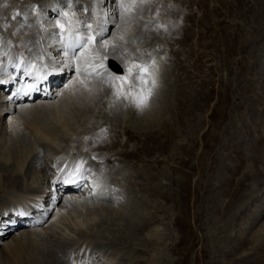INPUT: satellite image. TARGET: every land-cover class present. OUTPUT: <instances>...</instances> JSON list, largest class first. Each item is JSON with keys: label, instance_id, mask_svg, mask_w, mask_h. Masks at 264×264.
<instances>
[{"label": "rangeland", "instance_id": "obj_1", "mask_svg": "<svg viewBox=\"0 0 264 264\" xmlns=\"http://www.w3.org/2000/svg\"><path fill=\"white\" fill-rule=\"evenodd\" d=\"M83 1L86 4L83 3ZM83 1L2 0V3L9 5L8 9H6V5L0 3V11L1 9H4L2 12H6H4V14L0 12V37H2L0 38V81H3L5 78V72L9 75L11 74V77L13 78L10 86H1L2 83H0V95H3V97L7 96L5 97L7 101L11 100V102L17 104L16 106L18 107L31 105V101H28L27 99L21 100L23 96L19 98L20 100H17L19 96H14L12 94L13 92H17L19 89L18 83L26 75H23L22 71L18 72V66L16 70L11 68L12 66H15L14 63L18 59L23 57H21V55L24 50L27 53L26 55L24 52V55H26L24 58L31 57V59H28L29 61L31 60V63L25 65L29 66L30 70L28 69V71H31L34 68H47V66L52 63L54 67H56V64H58L59 61H46L47 58H44L43 55L44 48L48 46L53 35L60 38L61 35L64 34H62L60 28L57 27L58 21L64 26V32L71 28V34L73 35L74 33L81 34L80 30H84V34L87 33L88 25L92 24L90 21L91 18H93L92 14L95 11V8L96 10L100 8L99 6L97 7L96 5H93V1L97 0ZM179 1H182L184 5H181ZM179 1L145 0V2L141 3V0H130V2L129 0H125L128 4L134 3L137 5L127 11V14L122 12L120 6L117 8V12H121L120 14L122 17L127 18V20H130V24L135 25V30L134 33L131 34L130 41L133 42L131 45L132 48L144 49L147 47L150 48L151 46L153 51L151 54H157L159 56L158 58L161 60H159V63L162 69L160 76L162 77L157 76L160 77L157 78L158 87L155 89V94L151 98L150 103L155 101L158 105L153 106V108L156 109L159 107L164 110L167 108L170 109V107L172 108L170 110L167 109L165 113L156 116L157 118L152 116H141L137 117V120L135 116L133 117V115L128 112H126L127 114L120 112V116L116 111L112 112L110 110V108L113 107L112 99L111 101L108 100L109 102H112V104H108V101L107 104L106 101L99 102L98 93H101L102 89L98 86L97 78L93 79V81L91 80L95 84L93 88H90V97L88 98L86 96V91L83 89H75L74 101H72L67 107L68 117L72 119H70V124L74 129L73 132H75L76 135H82L81 139H79V143H81L80 147L85 153L83 152L81 155L74 153L76 152V147L72 152H66L67 149H65L62 154L58 152L55 153V151L53 153L40 149L41 153L33 163L32 156L26 154V161H24V166L22 168V173L24 174L26 172V177H24L25 181H22L23 183L21 182V186H17L20 188L19 190H14L13 188L9 190L11 193H16L18 196L15 195L17 197L14 198L12 197L13 194L8 193L10 196L4 195L3 197H0V219H3V222L8 224L11 222L9 219L12 218L10 216L7 218L5 215L1 214V212H3L2 209H6L7 207L8 210L6 209V212L10 214L9 205L14 207L15 202L21 203V200L19 199L29 193L27 192L28 189L34 190V193H31L32 195L29 196L31 199H35L36 196L42 195L41 186L43 179L48 181V192L45 196L42 195L44 197L43 201L45 200V204L48 205V202L50 203L49 197L54 195V191L58 192L60 190L59 182L62 180L61 176L63 178L66 173L74 170V164L76 160L79 159L77 157H81L80 159H84L85 157L83 169L85 167L86 178L81 179V182L94 181V177L98 178V172L102 171L103 174L105 173V179L103 180L104 184L107 185L108 194L114 196L115 191L120 192L117 195L118 199L116 200V203L114 201L113 204H110L109 200L105 201L107 205L110 204L109 206H111L108 207L105 212L100 211L98 206L100 201L94 196H87L85 193L79 195L76 191L66 193L61 192V199L55 201L53 205L48 207L49 214L44 218V222L33 227H28L35 228L38 226L39 228L42 226H48L50 231L52 230L51 233L49 231L43 232V236L37 239L36 246L33 247L34 250L32 251L31 256H33L34 260H37L38 263L42 260L43 256L49 252L54 253V261L51 259L48 264H102L104 260V264H113V262L110 263L111 257L115 254H121L125 249L127 250V248L130 250L133 249L132 252L136 253L133 255L138 257L137 260L140 261H136V258L131 260H128L129 258H123L122 260L126 259V264H198V262L200 264H232L240 256L242 258L243 256H253V250H251L253 244L249 233L252 232L254 224L252 225L251 223L249 227H245V221L248 220L246 219L248 217H245V219L242 220V223L244 224H241V227L238 225L239 227L236 228L241 231L240 236H238L239 233H236L235 235L233 231L231 232L234 240L232 241V244H230L229 241H226L228 240L227 238L225 241L229 244L226 242L219 243L215 236L218 233L216 232V227L217 225H220V216L222 217L225 215L221 210L229 200L228 193H225L226 189L228 188V190H231L233 189L231 187L235 186V188H240V192H243L246 188L244 186L245 183H247L248 188L251 189L252 187L255 191L264 187V173H260L259 179L256 178V181H254V179L252 181V179L248 180L246 178V175L249 174L246 173L248 165L252 164L248 169L249 172H252L251 174H257L255 170L259 166L258 164L253 166V162L249 163L246 161L248 158L244 154L246 153L245 144L247 141L253 140V143L255 141H257V143L260 142L258 136L263 129L259 128V126L264 127V119L262 118L264 116V75L261 77L263 74L261 69L264 68V30L262 31V29H264V20H260L262 19V16H260L261 6L258 7L259 4L257 3V0H190L191 6L185 5V0ZM89 3L92 5H89ZM22 4L23 6H29L30 9L27 8L25 15L20 14V10L25 8ZM70 4L74 8L71 7ZM14 6L15 8H13ZM16 8H18L17 12L14 13ZM48 8L52 11H48ZM53 8H56L55 11ZM103 10L105 9L103 8ZM7 13H11L8 19L5 17ZM184 16H188L189 18H185ZM43 18L45 19L42 20ZM74 23L75 25H73ZM76 23H78V26ZM182 23L183 25H181ZM13 26L19 27L17 32L21 34V38L18 37V44L21 47V53L16 50L18 47L16 43H14V38L10 35V29ZM94 29L95 28L92 27V30ZM166 29H170L171 32L165 34L159 33V31L162 32ZM184 31L185 33L190 32L191 34L186 38L184 36ZM256 31L259 33L261 32L257 40H255L257 37ZM154 32L158 33L159 40H152ZM25 33L26 35H24ZM253 33H255L256 36ZM37 35L39 36V39ZM73 35L71 36V39L75 38ZM46 39L48 40L47 42H45ZM154 42L161 44L162 47L158 49L153 48ZM97 46V44L94 46V50L96 51H98ZM12 47H14L15 50H13L14 48L12 49ZM39 49L40 51H37ZM189 50H193L190 55L187 54ZM57 51L58 50H54L52 52L58 54L59 51ZM173 51L180 52L178 58L179 61L181 60L180 63L187 67L186 70H189L188 72L191 73L189 74L190 80L187 79L188 87L185 83L186 74H183L182 70L179 71V69H177V61L173 55ZM81 52V49H76L74 53L75 56L80 58L77 61L81 62V64L91 63L89 64L91 66L95 61H98V59H92L91 54L87 52H85L83 56L79 55ZM10 54L12 56H10ZM32 57H34V60L36 59L35 61L37 64L41 65L33 67L35 64L32 63ZM85 57L87 59L83 60ZM256 70H258L260 75L258 73L254 75ZM73 72L74 71L70 74ZM17 73L19 76H17ZM181 77H184V79ZM180 79L181 81L178 82ZM188 80L191 81V86L188 85ZM26 81L27 84L30 83V80L27 78H25L23 82L25 83ZM207 81H209V84ZM181 83L185 84L183 85L184 87H180V85H182ZM205 84H208V86L205 87ZM177 86L184 91V98L178 94ZM13 87L16 88V91H13ZM243 87L246 88L244 89ZM40 89H42V86ZM194 91H197L198 94ZM44 92L46 93V91H39L40 94L34 99V103L40 99L45 101L50 100L45 98L46 94ZM91 93H94V95ZM188 93L189 95L193 93L194 96H192L194 99L196 97V100L193 102L188 101V103H186L185 101L187 100H185L184 105L192 107L188 109V112L189 110L191 113L193 112L192 114L197 117L194 116L193 122H198L197 124L201 128L200 132L195 136L194 144L189 149H187V147L191 145L189 144L191 139L187 138L188 134L181 128V125L186 124L188 121L187 119H184L187 114L184 113L175 120V117L177 116L176 114L179 112V102L181 99H186L185 97H187ZM8 96L11 97L8 98ZM15 97L17 98L15 99ZM14 100H16V102ZM199 101L200 104H198ZM21 103L24 104L22 105ZM122 104L124 109L130 110L131 105L128 104L127 101H123ZM201 104L202 106H200ZM104 112L109 113V116L111 115V118L113 119L106 121ZM49 114L47 118L50 117ZM254 114H256L255 117L253 116ZM121 117L123 123L120 124V128L123 129L126 127L129 129L128 127L130 126L132 132L140 133L148 131L146 137H141L143 139H140V137L137 139V137H135V139L129 140L122 133H119V135L116 136V140L123 144L124 142H127V145H118L115 152L114 149H108L105 150V152H102L98 147L93 146L88 142L89 139L94 138H101L110 141L111 137L114 135H105L107 130L104 128V124H106L108 128H111V124L117 125L116 121L119 120L117 118ZM6 118L3 117V122L6 121ZM45 118H40V121L43 119V121L39 123L40 127L44 125L42 128L46 127V123H48V125L50 124ZM26 120L29 121L31 118H27ZM89 122L93 125V128L91 129L92 131L88 130L85 133L83 131L85 128L84 126H87ZM27 125L28 124L26 123L23 128V130H25L24 132L28 135L33 134ZM161 125H163V129L159 128ZM3 126L6 128V131L4 132L3 129L0 130V151L7 155V151L8 154L12 151L9 150L11 148L9 140L10 135L14 137L19 131L15 129L12 134L8 131L9 128L7 124H4ZM242 126L246 127L245 129L247 130ZM156 132L159 133V135H156ZM149 135L152 136V139H149ZM33 137L35 139V136ZM38 137L36 136V138ZM13 145L17 146L19 144L14 143ZM34 148L35 151H37L36 145L33 146V149ZM117 151H123L126 154L123 155L124 157L122 155H115ZM100 155L111 158L108 161H97L96 159L100 158ZM58 162L60 164H58ZM66 162H68V164H66ZM62 169L63 171H61ZM118 169H122V172H124L129 179L122 181L120 177H116L115 175H118L116 173ZM9 170H11V168H9ZM159 171L164 175L160 173L159 177L156 173H159ZM40 174L43 176H40L41 180H31L32 177H37ZM48 176L49 178H47ZM113 177L119 180V182L116 183L117 187L113 181L112 184L108 182L109 179H113ZM243 177H245V179ZM50 180L52 182H50ZM237 181L240 182L238 183ZM28 184L31 187H28ZM237 184H239L238 187H236ZM260 184L263 186L261 187ZM33 186L36 187L37 190ZM44 186L46 187V185ZM115 187L122 188L116 190ZM160 192L162 194L164 192L163 196H161L162 194L160 195ZM215 192L219 193L217 198L215 197ZM70 196H77L81 203L78 202L73 205L67 203L66 201ZM65 198L66 201H64ZM256 201L257 200H255V202ZM258 203L261 202H257L254 206L258 207ZM119 204L122 205L119 207H126L129 214L121 216V213H116L115 208H117V205ZM105 208L107 207L105 206ZM257 210V208L256 210L253 208L251 212ZM54 214L56 215L54 219L55 221L52 219ZM103 217L105 220H109V223L114 226L108 225V227L103 226L99 228V221L102 220ZM263 218L264 216L260 220L261 223L259 221L255 228L259 226L257 232L260 231L259 234L264 237V223L262 224V221H264ZM127 219L134 224H139L143 220L146 223L141 228L140 233L134 237L128 236L126 238L128 244L126 248V244L124 245L123 242L119 243L116 238H122L129 234L125 227V221ZM243 226L245 228H243ZM23 228L25 227L14 229L4 236L0 235V252H2L7 244L13 242L11 236L18 234V230ZM5 229L6 227L3 228L2 226L0 232L5 231ZM228 229L226 228L224 230L228 231ZM224 230L223 232L220 231L221 236L222 233L223 235L225 234ZM111 232H115L114 234L118 236L113 237ZM131 232L132 230H130V233ZM235 237L236 239H234ZM143 238L149 239L147 240L149 243L148 246H141L143 244L139 241L137 242V239ZM245 240L247 242H244ZM211 242L215 244H212ZM139 245L142 248L139 247ZM144 247H146L147 250L143 249ZM217 248L220 250H217ZM229 249L230 252H228ZM213 256L220 261L216 263ZM161 259L162 263L160 262ZM130 261L132 263H130Z\"/></svg>", "mask_w": 264, "mask_h": 264}, {"label": "bare ground", "instance_id": "obj_2", "mask_svg": "<svg viewBox=\"0 0 264 264\" xmlns=\"http://www.w3.org/2000/svg\"><path fill=\"white\" fill-rule=\"evenodd\" d=\"M77 1V0H76ZM78 1H83V0H78ZM179 1V0H178ZM6 2V1H5ZM16 2V1H15ZM69 2H71V0H69ZM93 5H96L97 7L99 6L100 9L96 10L95 8V11L93 12V18H91V21L92 22V27H94L95 31H99V29L101 27L107 29V31L105 32V36L107 37V39L109 41H111L112 43H114L115 45H117V48L116 50H113L111 47H109L108 49H105L101 46V44L99 43V38H98V43H97V48H98V52L101 54V55H106L107 56V60L104 62L105 64V67L104 68H100L98 67L97 65H99L100 61L98 59V61H95L94 64H92L91 66L89 64L91 63H82L81 62H76V61H70V58L74 55L75 53V50L78 49L75 47V40H76V37L78 35H83L84 34V30H80L81 34H76L74 33L73 37L75 36L74 39H71V36L69 37V32L66 31L64 32V37H65V41H61V39L59 37H57L56 35L54 36L53 35V38H51L52 40L48 43V46L46 48H44V51H43V55H44V58H47L46 61H51V62H54V61H59L58 64H56V67H54L53 63L48 65L47 66V69H48V72L51 73V76L49 78H47L46 80H40L39 83H37V91H34V92H30L29 95H24L23 93H21L19 95L18 98H21V96H23L21 98V100L23 99H27L28 101H31V105H25L24 107V103L22 104L23 106H16L17 104H14L11 102V100H8L5 99V97H3V95H0V130L3 129L4 132L6 131V128L3 126L4 124H7L8 128H9V132H11L13 134V131L16 129L18 130L19 132H17L16 136H12L10 135V145H11V148L9 150H12L9 154H8V151H7V155L3 154L1 151H0V197H3L4 195H9L8 193H11L9 190L11 188H13L14 190H19L20 188H18L17 186H21V182L22 181H25L24 180V177H26V170L23 171L25 172L24 174L22 173V168L24 166V161L25 160V157L27 156L26 154H29L32 156V163L34 161H36V159L38 158V156L40 155L41 153V150H44V151H48V152H53L55 151V153H64L65 149L66 152H69L72 150H74V148L76 147V154H82L84 151L83 149L80 147L81 146V143H79V139H81V136L82 135H76L75 132H73V128L71 126V122H70V119L68 117V114H67V107L68 105L74 101V95H75V89H83L84 91H86V96L89 98L90 97V88H93L94 87V84L92 81L93 79H98V86L102 89L101 93H98V100L99 102L100 101H106V104H107V101L111 99L113 100V107L110 108V110L113 112V111H116L118 113V115H120L119 113L120 112H124V114L126 112H128L129 114L133 115V117L135 116V118L137 117H141V116H152V117H156V116H159L161 113H165V111L167 109H162V108H153V106H157L158 104L155 103V101H152V105L151 103H149V106L144 109L143 111H141L140 109H137V108H134V106H131L130 110L128 109H124L123 108V99H121L119 102H115V97L113 96V89L110 87V85L106 82V76L107 74L110 72L111 74L115 75V74H118V73H123L124 72V67H125V64L126 63H131L132 61H135L137 60V58H139L140 60H143V61H146L148 64L150 65H154L155 66V72H156V78H160L162 76H160L161 74V65L159 63V56L157 54H151L153 51H152V47L150 46V48H137V49H134L132 48V44L133 42H130L131 41V34L134 33V30H135V25H132L129 23L130 20H127V18H124L122 17V15L120 14L121 12H117V8L118 6H120V3H119V0H97V1H93ZM125 2V0H124ZM128 2V1H127ZM125 2V3H127ZM130 2V0H129ZM185 5H189L191 6V1L190 0H185ZM235 2V1H234ZM0 3L3 5H6V9H8V5L9 4H6V3H2V0H0ZM73 3V2H72ZM71 3V4H72ZM83 3H85L83 1ZM81 3V4H83ZM179 3H181V5L183 4L182 1ZM240 3V2H239ZM242 3V2H241ZM257 3L259 4V6H261L260 8V16H262V19L260 20H264V0H257ZM28 4V3H27ZM70 4V5H71ZM75 4V3H73ZM79 4V3H78ZM86 4V3H85ZM84 4V5H85ZM128 4V3H127ZM130 4V3H129ZM1 5V6H2ZM89 5H92L89 3ZM184 5V4H183ZM11 6V4H10ZM23 6V4H22ZM25 6V5H24ZM23 6V7H24ZM69 6V5H68ZM86 6V5H85ZM232 6V5H231ZM240 6V5H239ZM244 6V4H243ZM251 6V5H250ZM17 7V6H16ZM21 7V8H23ZM70 7V6H69ZM71 7H73L71 5ZM249 7V6H247ZM15 8V6L13 7ZM27 8L29 9V6H25V8H23L22 10H20V14L22 15H25V12H27ZM74 8V7H73ZM103 8L105 10H103ZM186 8V7H185ZM189 8V7H188ZM230 8V7H229ZM236 8V7H235ZM17 9L16 8L14 10V13L17 12ZM56 8H53V10L55 11ZM243 9V7H242ZM254 9V8H253ZM252 9V10H253ZM4 10V9H3ZM1 9V13L4 14V12ZM13 10V9H12ZM30 10V9H29ZM48 11L49 8L47 9ZM250 10V9H249ZM8 11V10H7ZM52 11V10H51ZM50 11V12H51ZM98 11V12H97ZM188 11V10H187ZM254 11V10H253ZM12 12V11H11ZM186 12V11H185ZM6 13V12H5ZM126 13V12H125ZM188 13V12H187ZM185 13V14H187ZM127 14V13H126ZM11 15V13H7V15H5V17L8 19V17ZM40 15V14H39ZM259 15V14H258ZM44 16V15H43ZM191 16H192V13H191ZM244 16V15H243ZM39 17V16H38ZM41 17V16H40ZM181 17V16H180ZM185 17V16H184ZM188 17V16H186ZM185 17V18H186ZM248 17V16H247ZM246 17V18H247ZM189 18V17H188ZM45 18H43L42 20H44ZM193 19V18H192ZM2 20V19H1ZM5 20V18H4ZM128 21V22H127ZM6 22V21H5ZM9 22V21H8ZM20 22V21H19ZM57 22V21H56ZM264 22V21H263ZM10 23V22H9ZM184 23V22H183ZM183 23L181 25H183ZM6 24V23H5ZM71 25V24H70ZM69 25V26H70ZM75 25V23L73 24ZM76 25L78 26V23H76ZM96 25V26H95ZM263 25V23H262ZM12 26V24H11ZM76 26V27H77ZM185 26V25H184ZM192 26V25H191ZM264 26V25H263ZM262 26V27H263ZM75 27V26H74ZM113 27V29H112ZM187 27V25H186ZM232 27V26H231ZM264 28V27H263ZM19 27L18 26H13L11 29H10V35L11 37L14 38V43H16L18 49L16 48V50H18L20 53H21V47L19 46V39L18 37L21 36L20 33H18ZM87 32L90 31V29L87 28ZM239 30V29H238ZM256 30V29H255ZM254 30V31H255ZM264 29H262L263 31ZM189 31V30H188ZM235 31V30H234ZM253 31V32H254ZM56 32V31H55ZM171 30L170 29H166L165 31H162L159 33H170ZM264 32V31H263ZM262 32V33H263ZM27 33V32H26ZM26 33L24 35H26ZM53 33V32H52ZM256 39H258V36L259 33L258 31H256ZM158 33L154 32V34L152 35V40H156L158 39ZM191 33L190 32H186L184 31V36L187 38ZM255 35V33H253ZM23 35V36H24ZM255 35V36H256ZM38 36V35H37ZM36 36V38H37ZM50 36V35H49ZM183 36V34H182ZM35 37V36H34ZM47 37V36H45ZM120 37H123V39H120ZM2 38V37H0ZM12 38V39H13ZM21 38V37H20ZM27 38V37H26ZM35 38V39H36ZM41 38V36H40ZM24 39V38H23ZM28 39V38H27ZM32 39V38H31ZM38 39H39V36H38ZM36 39V40H38ZM35 40V41H36ZM50 40V39H49ZM159 40V39H158ZM262 40V39H261ZM26 41V40H25ZM34 41V42H35ZM45 41V40H44ZM42 41V42H44ZM48 40L46 39L45 42H47ZM250 41V39H249ZM12 42V41H11ZM182 42V41H181ZM248 42V41H246ZM5 43V42H4ZM31 43V42H30ZM186 43V42H185ZM28 44V42H27ZM26 44V45H27ZM41 44V43H40ZM43 44V43H42ZM37 45V44H36ZM45 45V44H44ZM33 46V45H32ZM16 47V46H15ZM162 45L157 43V42H154L153 43V48L155 49H158V48H161ZM14 47H12L13 49ZM32 48H35V47H32ZM40 48V46H39ZM54 50H58V54H54L52 51ZM228 48V47H227ZM10 49V48H9ZM29 49V48H28ZM27 49V50H28ZM3 50V49H2ZM15 50V48L13 49ZM43 50V49H41ZM23 51V50H22ZM37 51H40L37 50ZM233 51V50H232ZM24 52L25 50L23 51V54L21 55L22 58L18 59L14 64H15V68L14 70H16L17 68V65L19 63V68L22 67L23 69V73L26 74L24 79L27 78L28 80L32 81L30 83L27 84V81L24 83V79L22 81L19 82L20 84V88H26L27 85H30V84H33V83H36V77L37 76H43L45 75V73L43 71H39L37 72V68H34L33 70L31 71H28L29 69V66H25L27 63H31V60L29 61L28 59H31V57L29 58H24V56L27 55V53L25 52L26 55H24ZM32 52V51H31ZM30 52V53H31ZM193 50H189L187 52V54H192ZM65 53H67V55H65ZM263 54V53H262ZM6 55V54H5ZM8 55V54H7ZM79 55H81V53H79ZM173 55L174 57L176 58V61H177V69L182 70L183 74H186V86H187V79L190 80V76L189 73L186 69L187 67L183 66L182 63H180L179 61V56H180V52L179 51H173ZM10 56H12L10 54ZM15 56V55H14ZM19 56V55H18ZM32 56V55H31ZM255 56V55H254ZM3 57V56H2ZM39 57V56H38ZM261 57V56H260ZM264 57V55H263ZM34 57H32L33 59ZM43 58V57H42ZM87 58H83V60H86ZM36 60V59H35ZM33 59L32 63L35 64V67L36 66H39L41 64H37L36 61ZM40 60H41V57H40ZM21 61V62H20ZM161 61V60H160ZM11 62V61H10ZM45 62V61H44ZM138 62V61H137ZM42 63V62H41ZM47 63V62H45ZM115 63V64H114ZM13 64V65H14ZM8 65V64H7ZM89 65V66H87ZM117 65V66H116ZM79 66V68L81 69V72L80 74H77V67ZM191 66V65H190ZM193 66V65H192ZM197 66V65H196ZM194 66V67H196ZM189 68V67H188ZM39 69V68H38ZM53 69H55V71H53ZM3 70V68H2ZM27 70V71H26ZM30 70V69H29ZM263 74L261 75V77L264 75V68L261 69ZM72 71H74L72 74H70ZM230 71V70H229ZM243 71V70H242ZM31 73V75H28L27 73ZM191 72V71H190ZM195 72V71H194ZM261 72V73H262ZM85 73H92V75H86ZM231 73V72H229ZM258 73V70H256V73L254 75H256ZM182 74V75H183ZM232 74V73H231ZM259 74V73H258ZM252 75V74H250ZM260 75V74H259ZM9 76V77H8ZM157 76H160V77H157ZM207 77V76H205ZM184 79V77H181ZM57 79V81H56ZM202 79V78H201ZM206 79V78H205ZM239 79V78H238ZM12 77H11V74H7L5 72V78L3 79V85H8L11 83L12 81ZM92 80V81H91ZM188 80V81H189ZM193 80V79H192ZM181 79L178 81L180 82ZM23 82V83H22ZM204 82L206 83V81L204 80ZM208 84H209V81H207ZM22 83V84H21ZM195 83V81H194ZM226 83V82H225ZM48 84V87L46 86ZM182 84V83H181ZM191 84V81H189L188 85ZM208 84L206 85L205 84V87L208 86ZM231 84V83H230ZM246 84V83H244ZM183 85H185L184 83L182 85H180V87H182ZM212 85V84H210ZM209 85V86H210ZM248 85V83H247ZM246 85V87H247ZM252 85V84H251ZM255 85V83H254ZM40 86H43L45 88V90L47 89L46 91V96L45 98H48L50 100H42L40 99L39 101L35 102L34 103V99L37 97V94H39V91H40ZM191 86V85H190ZM228 86V85H227ZM244 86V85H243ZM261 86V85H260ZM179 86H177V91L179 92L178 94L181 95V97L184 98V91H182V89L180 88ZM184 87V86H183ZM188 87V86H187ZM246 87H243L244 89ZM209 88V87H208ZM15 89V90H14ZM184 89V88H183ZM201 89V88H200ZM207 89V88H206ZM240 89V88H239ZM248 89V88H247ZM229 90V89H228ZM227 90V91H228ZM235 90V89H234ZM249 90V89H248ZM13 91H16V88H13ZM226 91V92H227ZM94 92V91H93ZM186 92V91H185ZM197 93V91H194ZM201 92V90H200ZM239 92V90H238ZM246 92V91H245ZM248 92V91H247ZM250 92V91H249ZM164 93V92H163ZM195 93V94H196ZM209 93V92H208ZM232 93V92H231ZM14 94V92L12 93ZM94 95V93H91ZM198 94V93H197ZM234 94V93H233ZM92 95V96H93ZM193 93L189 95V93L187 94V97H185L186 99L184 100H180L179 102V112H177V116L175 117V120L178 119L182 114H187V116H185L184 119H187V123L186 124H182L181 125V128L183 129V131H185L188 136L187 138H190L191 141L189 144H191L190 146L187 147V149H189L190 147H192V145L194 144V140H195V136H197L198 132H200V126L197 124V123H194L193 122V118H194V114H192L189 110L188 112V109L192 108L191 106L188 107L186 105H184V101L186 103L189 102H193L196 100V97L195 99L193 98ZM225 95V94H224ZM96 96V95H95ZM198 96V95H197ZM11 97V96H8V98ZM51 97V98H50ZM180 98V97H179ZM209 98V97H208ZM220 98V97H219ZM218 98V100H219ZM226 98V97H225ZM242 98V97H241ZM243 99V98H242ZM19 100V99H18ZM89 100V99H87ZM226 100V99H225ZM235 100V99H234ZM237 100V99H236ZM16 102V100H14ZM198 101V100H197ZM196 101V102H197ZM89 102V101H88ZM91 102V100H90ZM109 102V101H108ZM115 102V103H114ZM178 102V101H177ZM204 102V100H203ZM202 102V103H203ZM227 102V101H226ZM245 102V101H244ZM246 103V102H245ZM244 103V104H245ZM108 104H112V102H109ZM200 104V101L199 103ZM209 104V103H208ZM236 104V103H235ZM234 104V106H235ZM19 105V104H18ZM178 105V104H177ZM189 105V104H187ZM192 105V104H191ZM195 105V104H194ZM218 105V104H217ZM216 105V106H217ZM242 105V104H241ZM246 105V104H245ZM248 105V104H247ZM202 106V104L200 105ZM204 106V105H203ZM233 106V107H234ZM105 107V106H104ZM225 107V106H224ZM227 107V106H226ZM242 107V106H241ZM106 108V107H105ZM166 108V107H165ZM172 107H170L171 109ZM177 108V107H176ZM177 108V109H178ZM201 108V107H200ZM203 108V107H202ZM235 108V107H234ZM82 109V108H81ZM169 109V110H170ZM176 109V110H177ZM222 109V108H221ZM220 109V110H221ZM236 109V108H235ZM242 109V108H241ZM109 110V109H108ZM107 110V111H108ZM175 110V111H176ZM195 110V109H194ZM219 110V109H218ZM240 110V109H239ZM76 111V110H75ZM84 111V110H83ZM178 111V110H177ZM217 111V110H216ZM223 111V109H222ZM77 112V111H76ZM110 112V111H109ZM111 112V113H112ZM219 112V111H218ZM42 113V114H41ZM50 113V114H49ZM52 113V115H51ZM105 113V112H104ZM195 113V112H194ZM48 114H49V118L48 117ZM127 114V113H126ZM217 114V113H216ZM221 114V113H219ZM256 114H254L253 116L255 117ZM76 116V115H75ZM106 117V121H110V119H113L111 118V115L109 116V113H105L104 115ZM121 116V115H120ZM3 117L6 118V121L3 122ZM43 117L45 118L46 121H49V125L48 123L45 124V128H42L40 127L39 123H41L43 121V119H41L42 121H40V118ZM82 117V116H81ZM104 117V118H105ZM162 117V116H161ZM196 117V116H195ZM220 117V116H219ZM27 118H31V120L27 121L26 119ZM157 118V117H156ZM197 118V117H196ZM232 118V117H231ZM264 119V116L262 117ZM119 120H117V125L115 124H111V128H108V126H106V124H104V128L107 130L105 135L109 136V135H114L113 137H111L110 141H107V140H104V139H101V138H94V139H89L88 142H90L93 146H96L98 147V149H100L102 152H105V150H108V149H114V152L116 151V148L118 145H127V142H124L121 143L120 141L118 142L116 140V136L119 135V133H122L125 137H127L129 140H133L135 139V137H137V139H143L146 137V134L147 132H132V130H130V126L128 127L129 129H127L126 127L125 128H120L121 127V123H123L122 121V117L121 118H117ZM72 120V119H71ZM138 120V118H137ZM199 120V119H198ZM234 120V119H232ZM257 120V119H256ZM21 121H24V122H21ZM218 121V120H217ZM231 121V120H229ZM235 121V120H234ZM127 122V121H126ZM28 124L27 126L29 127L30 131L34 134H31V135H28L26 134L23 130L25 124ZM178 123V122H177ZM257 123V122H256ZM43 124V123H42ZM217 124V123H216ZM239 124V123H238ZM95 125V124H94ZM160 125V124H159ZM164 125V124H163ZM163 125H161L159 128L163 129L164 127H162ZM218 125V124H217ZM243 125V124H242ZM84 126V125H83ZM165 126V125H164ZM85 127V128H84ZM83 128V131L86 133L88 130H91L93 128V125L90 124V122L88 123V125L84 126ZM180 127V126H179ZM243 127V126H242ZM118 128V129H117ZM178 128V127H177ZM244 129L246 127H243ZM259 128L263 129L262 132H260V135L258 136L259 138V143H257V141H255L253 143V140H250V141H247L246 144H245V150H246V153H244L248 160L249 163L250 162H253V166L255 164H258V168L255 170L257 174H251L252 172L250 171L249 172V166L251 167V165H248L247 166V174L246 175L247 179L248 180H251L253 181H256L258 178L259 179V175L260 173H264V127L262 126H259ZM104 129V130H105ZM143 129V128H142ZM12 130V131H10ZM247 130V129H245ZM7 131V132H8ZM92 131V130H91ZM249 131V130H248ZM82 132V131H81ZM94 132V131H93ZM209 132V131H208ZM236 132V131H235ZM179 133H180V130H179ZM205 133V132H204ZM152 134V133H151ZM150 134V135H151ZM178 134V133H177ZM200 134V133H199ZM149 135V136H150ZM156 135H159V133L156 132ZM167 135V134H166ZM214 135V134H213ZM232 135V134H231ZM35 136V139L34 137ZM36 136L38 138H36ZM202 136V135H201ZM143 137V138H141ZM163 137V136H162ZM211 137V136H210ZM148 138V136H147ZM149 139H152V136H150ZM228 139V138H227ZM148 140V139H147ZM138 141V140H137ZM144 141V140H143ZM251 142V144H250ZM14 143H17L19 145L17 146H14L13 144ZM145 143V142H144ZM204 143V142H203ZM75 144V145H74ZM36 145V148H37V151H35V148L33 149V146ZM144 145V144H143ZM89 146V145H88ZM163 146V145H162ZM165 146V145H164ZM78 148H81V149H78ZM122 148V147H120ZM41 149V150H40ZM98 151V150H96ZM190 151V150H189ZM113 152V153H114ZM85 153V152H84ZM44 154V153H43ZM52 154V153H51ZM109 154V153H108ZM126 154L125 152L123 151H117L115 153V155H124ZM84 155V154H83ZM103 155V153H102ZM102 155H100V158H97L96 160L98 161H108L110 160L111 157H103ZM45 156V155H44ZM51 156V155H50ZM71 156V155H70ZM99 156V155H98ZM114 156V154H113ZM112 156V157H113ZM134 156V155H133ZM124 157V156H123ZM245 157V156H244ZM24 158V159H23ZM42 158V157H41ZM62 158V157H60ZM79 159H75L76 162L74 164V168L76 167V165H79V164H83L84 163V160H85V157L84 159H80L81 157H77ZM246 158V159H247ZM68 159V158H67ZM95 159V158H94ZM31 161V160H30ZM53 161V160H52ZM72 161V160H70ZM60 162V161H59ZM62 163V162H60ZM241 162V161H240ZM73 163V162H72ZM28 164V163H27ZM36 164V163H35ZM66 164H68V162H66ZM65 164V165H66ZM70 164V162H69ZM203 164V163H202ZM31 165V164H30ZM243 165V163H242ZM67 166V165H66ZM69 166V165H68ZM84 166V165H83ZM243 167V166H242ZM246 167V166H245ZM9 168H11V170H9ZM30 168V167H29ZM66 168V167H65ZM73 168V169H74ZM255 168V167H254ZM85 169V167H84ZM83 169V170H84ZM71 170V169H70ZM161 170V169H160ZM28 171V170H27ZM235 171V170H234ZM254 171V172H255ZM60 173V171H59ZM58 173V174H59ZM116 173L118 175H115L116 177H120V179L122 181H126V179H129L127 178V175L122 172V169H118V171H116ZM157 175L159 176V174L161 173V171L156 172ZM29 174V173H28ZM162 174V173H161ZM166 174V173H165ZM64 175V173H63ZM164 175V174H162ZM169 175V174H168ZM30 176V175H29ZM40 175H38L37 177H32V181H35L37 179L41 180L40 179ZM43 177V176H41ZM94 177V176H93ZM105 177V173L103 174V172H98V178L97 177H94V181L91 182V185L89 187L88 190H86L85 192V195H89V196H94L98 201H100L98 203V206H99V209L101 212H105L107 211L108 207H111L109 206L111 203L113 204L114 201L115 203L117 202L116 200L118 199V194L120 192H116L114 193V196L111 194L109 195L108 194V190H107V185L104 184V178ZM107 177V176H106ZM160 177V176H159ZM49 178V176L47 177ZM108 178V177H107ZM112 178V177H111ZM152 178V177H151ZM242 178V177H241ZM245 179V177H243ZM43 179V178H42ZM52 179V178H50ZM61 179H62V176H61ZM53 180V179H52ZM91 180V179H90ZM262 180V179H260ZM112 181L113 183H115L116 187H117V182H119V180H117L115 177H113V179H109L108 182H110V184H112ZM232 181V180H231ZM241 181V179H240ZM239 181V182H240ZM31 182V181H30ZM50 182H52L50 180ZM90 182V181H89ZM238 182V181H237ZM236 182V183H237ZM238 182V183H239ZM23 183V182H22ZM32 183V182H31ZM36 183V182H34ZM33 183V184H34ZM47 183L48 181L44 180L43 179V182H42V195L45 196L48 192L47 190ZM232 183V182H231ZM129 184V183H128ZM127 184V185H128ZM242 184V183H240ZM264 184V183H263ZM32 185V184H30ZM46 185V187L44 186ZM229 185V184H228ZM227 185V186H228ZM239 184H237L236 187H238ZM257 185V184H256ZM256 185H253V186H256ZM23 186V185H22ZM28 187H31L29 186V184L27 185ZM35 186V185H34ZM33 186V187H34ZM44 186V187H43ZM58 186V185H57ZM59 186H60V190L58 192H53L54 195L50 196L49 198V201L50 203L48 202V205L45 204L46 201L44 202L43 201V196L42 195H38L36 196V198L34 199H31L29 198V196H31L32 194L31 193H34V190L33 189H28L27 192H29L25 197L23 196L21 199V203L18 202L16 203L15 202V205L14 207L9 205V211H10V214H8L6 212V209L3 208L1 212V214L5 215L7 218L10 216L12 219H9L10 224L8 223H3V228L6 227L5 231L3 232H0V235L4 236L6 235L8 232L14 230V229H18L19 227H25L23 229H19L17 232L18 234L16 235H12L11 237V240L13 241L12 243L10 244H7V246L4 247V249L2 250V252H0V264H48L49 263V260L53 259L54 257V253H46L42 260L38 263L37 260H34L33 256H31V253L32 251L34 250V246H36V243H37V239L38 238H41V236H43V232L45 231H50V228L48 226H42V227H35V228H28V227H33L35 225H38L39 223H42L44 222V218L47 217V215L49 214V211H48V207L53 205L55 201L57 200H60L61 199V195L60 193L61 192H71V191H76L74 189V187L70 186L69 184H64L62 183V180L59 182ZM112 186V185H111ZM244 186L246 187L245 188V191L243 192H240V188H235V186H232L231 190H228V188L226 189L225 193L227 192L228 193V196H229V200H228V203L223 207V209L221 210L222 213H224L225 215H223L222 217L220 216V221H219V224L220 225H217L214 226L216 227V232H218L216 234V238L218 240V242H226V241H229L230 244H232V241L233 240V235H231V232L233 231L234 234L236 235V233H239L238 236H240L241 234V231L239 229H236L238 228L240 225V227L244 224L242 223V220L245 219V217H248L245 221V227H249V225L252 223L253 227H252V232H250V237L252 239V244H253V247L251 250H253V256L252 257H244L243 258L240 256L234 263L232 264H264V237L262 235L259 234V232H257L258 230V227L255 228L256 224L261 220V218L264 216V187H262V189H258L257 191L253 190L252 187L251 190L250 188H248L247 186V183L244 184ZM243 186V187H244ZM115 187V188H116ZM229 187V186H228ZM242 187V188H243ZM24 188V187H23ZM27 188V187H26ZM36 189V187H34ZM122 187H119V188H116V190H119L121 189ZM248 188V189H247ZM260 188V187H259ZM22 189V187H21ZM40 189V188H39ZM171 189V188H170ZM225 189V188H224ZM230 189V188H229ZM239 189V190H238ZM26 190V189H24ZM37 190V189H36ZM153 190V189H152ZM157 190V189H156ZM175 190V189H174ZM247 190V191H246ZM51 191V190H50ZM53 191V190H52ZM143 191V190H142ZM239 191V192H238ZM40 192V191H39ZM114 192V190H113ZM146 192V191H145ZM177 192V191H175ZM174 192V193H175ZM258 192H259V195H258ZM52 193V194H53ZM79 195H81L80 192H77ZM156 193V192H155ZM13 194L12 197L16 198L18 195L15 193H11ZM157 194V193H156ZM162 193L160 192V195ZM164 194V192H163ZM163 194L161 196H163ZM176 194V193H175ZM219 193L218 192H215V197L217 198V195ZM17 195V196H15ZM171 195V194H170ZM10 196V195H9ZM65 196V195H64ZM68 196V195H67ZM111 196V197H109ZM220 196V195H219ZM227 196V197H228ZM6 197V196H5ZM109 197V198H108ZM159 197V196H158ZM174 197V196H173ZM212 197V196H211ZM214 197V198H215ZM108 198V199H107ZM48 199V198H47ZM83 199V198H82ZM17 200V199H16ZM36 200V201H34ZM109 200L110 204L107 205V203H105V201ZM172 200V199H171ZM255 200H257L255 202ZM52 201V202H51ZM64 201H66V198L64 199ZM67 203L73 205L74 203H81L80 199L76 196V197H72L70 196L68 198V200L66 201ZM108 202V203H109ZM120 202V201H119ZM143 202V201H142ZM257 202H261V203H258V207L254 206L255 204H257ZM85 204V203H84ZM144 204V203H143ZM77 205V204H76ZM7 206V205H6ZM105 206L107 208H105ZM119 206H122L121 204L117 205V208H115V211L116 213H121V216L122 215H127L129 214L128 210L126 207H119ZM119 207V208H118ZM214 208H217V207H214ZM213 208V209H214ZM253 208L256 210V208L260 211H254V212H251L253 210ZM11 209V210H10ZM41 209V210H40ZM111 209V208H110ZM252 209V210H251ZM8 210V209H7ZM249 214V215H248ZM46 215V216H45ZM55 214L54 216L52 217V219L54 220L55 219ZM251 216V217H250ZM4 217V216H3ZM106 218V217H105ZM209 218V217H208ZM104 219V217H103ZM100 220L99 221V228L103 227V226H107L108 225L110 226H114L112 225L111 223H109V220ZM123 219V218H122ZM264 219V218H263ZM262 219V220H263ZM0 221H3V219H0ZM7 221V220H6ZM55 221V220H54ZM135 221V220H134ZM54 223V222H52ZM146 222H144V220L141 222V223H137V224H134L133 222H131L130 220H126L125 221V227H126V230H128V233L125 237H117L118 235L112 233V236L113 237H117L116 240L119 242V243H122L125 245V247L128 245L127 242H126V238L128 236H136L138 233H140L141 231V228L144 226ZM261 223V221H260ZM264 223V221H262V224ZM51 224V223H50ZM49 224V225H50ZM242 224V225H241ZM213 225H216V224H213ZM212 225V227H213ZM264 225V224H263ZM53 226H56V225H53ZM236 226V227H235ZM262 226V225H261ZM243 226V228H245ZM37 228V229H36ZM228 229V231H225L224 229ZM262 228V227H261ZM0 229H2V226H0ZM215 229V228H213ZM248 229V228H247ZM119 230V229H117ZM130 230H132V232L130 233ZM211 230V229H210ZM219 230V231H218ZM223 230L225 231V234L223 235L222 233V236L220 235L221 232H223ZM239 232H237V231ZM242 230V229H241ZM249 230V229H248ZM221 231V232H220ZM245 231V230H244ZM210 233V232H209ZM119 234V232H118ZM243 234V233H242ZM208 235H211V234H208ZM48 236V235H46ZM51 236V235H50ZM123 236V235H122ZM238 236H237V239H238ZM186 237V236H185ZM3 238V237H2ZM206 238V237H205ZM226 238L228 240H226ZM129 239V238H128ZM127 239V240H128ZM212 239V238H211ZM236 239V237L234 238ZM130 240V239H129ZM149 239H146V238H143V239H137V242H141L143 245L141 246H148L149 243L148 241ZM199 240V239H198ZM208 240V239H207ZM216 240V239H215ZM213 240V241H215ZM226 240V241H225ZM178 242V241H177ZM217 242V243H218ZM244 242H247L246 240ZM67 243V242H66ZM65 243V244H66ZM117 243V242H115ZM205 243V242H204ZM212 243V242H211ZM227 243V242H226ZM227 243V244H229ZM234 243V242H233ZM68 244V243H67ZM139 244V243H138ZM152 244V242H151ZM183 244V243H182ZM212 244H215V243H212ZM222 244V243H221ZM139 245V247H141ZM153 245V244H152ZM180 245V244H179ZM210 245V244H209ZM205 246V245H204ZM203 246V248H204ZM218 246V245H216ZM221 246V245H220ZM227 246V245H226ZM176 247V245H175ZM206 247V246H205ZM210 247V246H209ZM219 247V246H218ZM85 248V247H83ZM127 248V247H126ZM142 248V247H141ZM149 248V247H147ZM178 248V247H177ZM214 248V247H213ZM143 249H146V247H144ZM133 250V249H132ZM132 250H130L129 248H127V250L125 249L121 254H115L114 256L111 257L110 259V263L113 262V264H126V259L122 260L123 258H129L128 260H131L133 258H136V261H140V260H137L138 257H135V255L133 254H136V253H133ZM137 250V249H136ZM134 250V251H136ZM147 250V249H146ZM176 250V249H175ZM180 250V249H179ZM209 250V249H208ZM216 250V249H215ZM217 250H220L217 248ZM223 250V248H222ZM210 251V250H209ZM225 251V250H224ZM232 251V250H231ZM237 251V250H236ZM97 252V251H96ZM207 252V251H206ZM219 252V251H217ZM228 252H230V249L228 250ZM233 252V251H232ZM142 253V252H141ZM221 253V252H219ZM226 253V251H225ZM234 253V252H233ZM79 254V253H77ZM76 254V255H77ZM223 254V253H222ZM236 254V253H235ZM212 255V254H211ZM214 255V254H213ZM217 255V254H216ZM215 255V256H216ZM221 256V255H220ZM225 256V255H224ZM105 257V256H104ZM103 257V259H104ZM210 257V256H209ZM227 257V256H226ZM199 258V257H198ZM214 258V256H213ZM228 258V257H227ZM216 263L219 262L220 260H218V258H214ZM57 260V259H56ZM206 260V259H205ZM54 261V259H53ZM58 261V260H57ZM83 261V260H82ZM102 261V260H101ZM105 261V260H104ZM104 261L102 264H104ZM121 261V262H120ZM202 261V260H201ZM207 261V260H206ZM211 261V260H210ZM142 262V261H141ZM162 263V259L160 261ZM59 263V262H58ZM130 263H132L130 261ZM106 264V263H105ZM112 264V263H111ZM139 264V263H138ZM197 264V263H195ZM198 264H200L198 262ZM202 264V263H201ZM220 264V263H219Z\"/></svg>", "mask_w": 264, "mask_h": 264}, {"label": "snow or ice", "instance_id": "obj_3", "mask_svg": "<svg viewBox=\"0 0 264 264\" xmlns=\"http://www.w3.org/2000/svg\"><path fill=\"white\" fill-rule=\"evenodd\" d=\"M143 2H145V0H141V3ZM119 3L122 12H127L137 6L134 3L126 4L124 0H119ZM57 27L60 28V31L63 34L65 28L59 21L57 22ZM88 28L90 29L89 32L83 35H78L76 37L75 47L82 50V56L85 52H87L91 54L92 59L98 58L100 63L97 66L100 68H104V62L107 60V56L101 55L98 51L94 50V46L97 44L98 38L99 43L105 49L111 47L113 50H116L117 45L109 41L105 36V32L107 31V29L101 27L99 31H95L92 30V25L90 24L88 25ZM68 31L69 36H71V28H69ZM60 39L62 42L65 41L64 35H61ZM120 39H123V37H120ZM65 55H67V53H65ZM79 59V57L73 55L70 58L69 62L77 61ZM39 71H43L45 75L37 76L36 83L27 85L26 88L18 89L17 92L13 95L19 96L21 93H23L24 95H29L30 92L37 91V83H39L40 80H46L48 78V75L51 74L48 72V69L46 67L43 69H37V72ZM53 71H55V69H53ZM76 71L77 74H80L81 69L79 68V66L77 67ZM27 74L31 75L30 72ZM85 74L92 75V73ZM106 82L113 89L115 102H119L121 99H123L124 101H127L128 104L136 107L137 109H140L141 111L149 106L151 98L155 94V89L158 87L155 66L150 65L146 61L140 60L139 58H137V60L135 61H132L131 63H126L123 73L113 75L109 72L106 76ZM0 83H3V81H0ZM61 171H63V169ZM84 178H86L85 170H83V164L81 163L79 165H76L74 170L66 173V175L62 178V183L78 185L79 181ZM3 223V221H0V226H3Z\"/></svg>", "mask_w": 264, "mask_h": 264}]
</instances>
